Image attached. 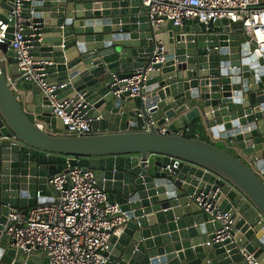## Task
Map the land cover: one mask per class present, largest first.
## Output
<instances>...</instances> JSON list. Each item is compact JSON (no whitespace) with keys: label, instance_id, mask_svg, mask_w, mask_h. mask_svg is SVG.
<instances>
[{"label":"water","instance_id":"water-1","mask_svg":"<svg viewBox=\"0 0 264 264\" xmlns=\"http://www.w3.org/2000/svg\"><path fill=\"white\" fill-rule=\"evenodd\" d=\"M12 3L0 0L1 18ZM20 18L44 80L64 85L53 94L81 105L92 134L64 135L39 86L7 84L17 74L10 27L0 43V262H24L3 233L8 214L39 205L37 191L48 195L47 179L67 166L93 170L108 202L129 219L111 238L105 264H247L241 250L264 259L257 175L264 170V70L239 24L151 26L140 0L23 1ZM159 46L164 61L152 65L140 96L116 97L120 81L153 63ZM190 125L226 140L243 159L177 134ZM201 193L228 212L230 238L207 245L220 224L196 204ZM25 264L48 261L37 254Z\"/></svg>","mask_w":264,"mask_h":264},{"label":"built area","instance_id":"built-area-1","mask_svg":"<svg viewBox=\"0 0 264 264\" xmlns=\"http://www.w3.org/2000/svg\"><path fill=\"white\" fill-rule=\"evenodd\" d=\"M23 1L13 0L12 11L5 18L0 17V43L10 27L13 29L12 40L8 46L16 55L17 74L6 76L11 89L17 79L30 81L39 86L49 101L52 116L59 119L65 127L63 133L71 137H84L92 134L89 119L81 110V105H74L72 100L59 101L53 94L64 85L49 86L44 80L43 63L34 60L30 53L29 41L23 34L20 7ZM146 8V16L151 26L167 23L181 27L186 21L198 20L207 25L209 22L227 20L239 24L241 32L253 43L249 52L256 60L263 63L264 70V0H140ZM153 63L132 72L129 78L116 92L118 97L128 93L130 98L140 96L145 88L146 76L152 72V65L164 61L162 46L152 52ZM143 99V97H141ZM188 129L177 132L185 135ZM148 166V158L141 163ZM264 181V170L257 171ZM48 195L37 191L35 197L42 199L36 205L21 214L13 211L8 214L3 233L8 246L15 251L16 258L22 257L25 264L31 256L39 254L48 264H105L104 256L112 237L117 236L129 219L116 204H110L107 194L97 186L93 170L78 166H67L66 172L57 173L47 179ZM213 199L201 193L195 200L199 208L206 213L211 222H218L220 230L207 245L222 242L229 237L232 220L228 212L216 210ZM247 264H264V259L257 261L252 254L240 251Z\"/></svg>","mask_w":264,"mask_h":264},{"label":"crops","instance_id":"crops-1","mask_svg":"<svg viewBox=\"0 0 264 264\" xmlns=\"http://www.w3.org/2000/svg\"><path fill=\"white\" fill-rule=\"evenodd\" d=\"M192 128V129H190ZM190 129V130H189ZM164 131V129L162 128L161 129V132ZM189 132L193 133L195 135V137L197 138H203L204 140H206L207 142L209 143H212L213 145L223 149V150H227L231 153H234L235 155H237L238 157H243V155L241 153H239L237 150H235V147L226 142V140H223V139H215L210 133L209 131H206V130H202V129H197L195 128L194 125H190L188 127V132L186 134H188ZM55 133V132H52V134ZM185 134V135H186ZM243 159V158H242ZM247 161V160H246ZM0 264H7L6 262H3L1 261Z\"/></svg>","mask_w":264,"mask_h":264},{"label":"trees","instance_id":"trees-1","mask_svg":"<svg viewBox=\"0 0 264 264\" xmlns=\"http://www.w3.org/2000/svg\"><path fill=\"white\" fill-rule=\"evenodd\" d=\"M196 128V127H195ZM190 129H192V128H190ZM189 129V130H190ZM198 129V128H197ZM185 137H188V138H197V137H195V135L193 134V133H191V132H189L188 134H186L185 135ZM199 139H201V140H203V141H206V140H204L203 138H199ZM207 142V141H206Z\"/></svg>","mask_w":264,"mask_h":264}]
</instances>
